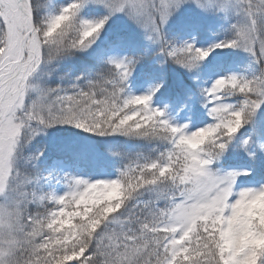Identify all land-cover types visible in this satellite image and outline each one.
<instances>
[{
	"label": "snow or ice",
	"instance_id": "1",
	"mask_svg": "<svg viewBox=\"0 0 264 264\" xmlns=\"http://www.w3.org/2000/svg\"><path fill=\"white\" fill-rule=\"evenodd\" d=\"M0 264H264V0H0Z\"/></svg>",
	"mask_w": 264,
	"mask_h": 264
}]
</instances>
